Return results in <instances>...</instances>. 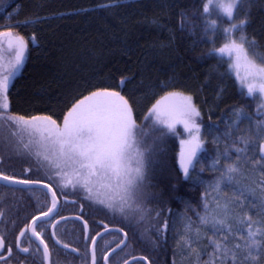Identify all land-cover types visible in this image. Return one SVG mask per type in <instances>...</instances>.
<instances>
[{
	"label": "snow or ice",
	"instance_id": "snow-or-ice-1",
	"mask_svg": "<svg viewBox=\"0 0 264 264\" xmlns=\"http://www.w3.org/2000/svg\"><path fill=\"white\" fill-rule=\"evenodd\" d=\"M0 5L7 6L6 0H0ZM95 7L115 10L121 3L107 0ZM251 7V0H206L181 10V27L192 33L201 19L207 21L204 33L212 46L200 59L227 64L224 74H234L235 81L246 89L245 95L256 97L262 118L256 119L245 104H238L229 115L231 123H225L221 133L218 129L224 122L213 120L211 114L205 120L193 95L181 91L180 85L166 76L150 85L155 102L147 108L144 121L155 133L151 142L144 125L138 122L142 105L135 96L143 81L138 83L137 77L143 76L142 69L157 59L163 48L170 47L171 38L167 43L145 47L139 37L133 40L127 17L120 18L123 27L119 29L106 21L103 28L110 40L119 39L121 54L129 60L137 56L136 71L121 74L114 84H89L81 92L67 77L83 66V62L76 63L82 54L67 51L62 57L63 74L56 77L65 91L59 93V99L50 97L57 106L49 104L37 109L36 114L21 115L10 111L11 88L30 52V43L40 42L37 32L50 20L88 13L89 9L34 15L0 30V181L9 189L23 186L20 191L44 193L42 201L37 197L38 205L0 206V223H11L15 229L12 240L8 231H0V264H30L29 256L39 257V264H61L53 258L55 246L80 254L81 264H155L148 255L137 257L128 251L132 242L129 233L157 248L163 247L169 232H176L180 225L179 264H184V252L188 264L193 260L195 264H264V56L256 55V48L264 44V25L259 40L256 34L248 33ZM221 14L227 21L220 19ZM217 25L219 31L208 33V28L216 29ZM28 26L33 27L29 38L16 31ZM199 39L203 41L204 37ZM245 120L246 134L236 135ZM170 134L181 137L179 168L174 177L177 184L182 174L184 180L198 182L205 189L202 204L194 206L185 201L182 211L169 206L176 185L169 184L165 193L156 190L152 179L160 160V146ZM208 137L217 146L211 165H205L198 155L206 149ZM221 141L223 149L219 147ZM13 159L23 161L21 172L5 167ZM160 163L163 165V161ZM205 172L214 175L206 179L202 175ZM210 191L215 195L210 197ZM69 203L80 209L76 220L82 221L83 253L66 243L60 232L61 224L68 220L61 215V208ZM86 206L111 217L99 220L96 227L101 230L90 226L85 218L90 215L84 212ZM107 235L112 236L111 241L104 240ZM98 237L105 244L99 248V255ZM49 239L54 241L53 247ZM176 255L174 252L172 264H178Z\"/></svg>",
	"mask_w": 264,
	"mask_h": 264
},
{
	"label": "trees",
	"instance_id": "trees-1",
	"mask_svg": "<svg viewBox=\"0 0 264 264\" xmlns=\"http://www.w3.org/2000/svg\"><path fill=\"white\" fill-rule=\"evenodd\" d=\"M106 2L107 0H6L7 6L0 5V30H3L5 25H15L18 21L34 15H50L52 12L70 13L72 9L77 8L89 9L88 13L50 20L43 25L42 31L37 32L40 42L30 43V52L24 66L13 81L14 87L11 88L10 95L11 112L31 115L36 114L37 109H43L49 104L53 107L57 106L55 99H59V93L65 89L61 87V81L56 77L63 74L62 57L67 51L82 54L76 63L83 62V66L79 70L71 71L67 77V81L73 82V88H78L81 92L89 84L104 86L114 84L119 80L121 74L130 75L131 72H135L137 56L133 55L129 60L127 56L122 55L119 50V39L110 40L103 28L106 21L117 29L123 27L122 24H119V20L123 16L128 18V27L133 40L139 37V43L145 47L167 43L171 38L170 47L163 48L161 55L142 69L143 76L137 77L138 83L143 81L141 90L135 96L138 104L142 105V109L139 110L141 114L138 122L144 125V133L149 142L155 135L149 122L144 121L147 108L155 102V99L152 98L154 89L150 85L157 79L164 80L166 76L179 84L181 91L190 92L193 95L194 102L201 107L205 120L211 114L213 120L224 122L218 129L221 133L224 132L225 123H231L229 115L233 111V107L238 104H245L248 111L255 114L256 119L262 118V114L257 111L256 97L245 95L246 89L238 85L234 74H224L228 67L227 64L218 65L216 60L202 61L200 59L202 54L212 46L207 42V35L204 33L207 21L201 19L200 25L192 33L187 28L181 27V10L191 9L193 4L202 5L206 0H120L121 8L119 9L103 10L95 7L99 3ZM251 3L252 7L249 10L251 24L247 31L249 34H256L259 40V30L264 25V6H262V0H251ZM18 5L19 8H17ZM212 18L217 17L213 16ZM220 19L227 21V17H223L222 14ZM154 20L158 23H153ZM224 26L226 27L227 23ZM252 29H256L257 32L253 33ZM214 30L219 31V25L216 29L208 28V33ZM16 31L29 38L33 27H19ZM120 35L123 36V33L121 32ZM201 36L204 37L203 41L199 39ZM220 42H222V37L218 40L217 46ZM138 51L140 50L138 49ZM88 53L93 55L89 56ZM256 55L264 56V44L256 48ZM50 97L55 99H50ZM247 125L248 121L245 120L240 125L241 131L236 135L246 134ZM211 139V137L207 138L206 149L198 154L205 165H211L212 157L217 150V146L211 143ZM160 147V160L154 168L152 177L157 185L156 190L166 193L169 184L176 185V192L171 196L169 206L178 211L183 210L185 201L194 206L202 204L204 186L198 182L184 180L182 174L179 184L174 178L175 169L179 168L177 136L170 134ZM219 147L221 149L225 147L223 141L220 142ZM173 158H175V168H173ZM160 161H163V165ZM202 175L207 179L214 173L205 172ZM74 212L80 214L77 205H63L61 208V213ZM84 212L90 213V215H85V218L96 230H99L96 225L100 219L111 218L110 216L106 217L103 211L90 209L87 206ZM189 216L194 222L196 221V217L191 212ZM66 223L71 224L72 221ZM180 226L176 232H169L167 242L163 247L157 248H153L142 237L137 239L132 237V233H129L132 242L129 244L128 251L133 255H148L155 261V264H172L175 252L178 262L179 254H181L180 248L177 247ZM68 229L69 233L66 238L83 253L85 244L80 239L81 225ZM104 240L111 241L112 236L107 235ZM104 240H98V247H105ZM110 246L113 247L114 244ZM59 250L54 253L53 258H58L61 264H81L82 256L80 254L60 248ZM208 251L210 252L211 249L209 248ZM57 253H59L58 257ZM203 259L207 260L208 256L204 255ZM35 264H39V262H35Z\"/></svg>",
	"mask_w": 264,
	"mask_h": 264
},
{
	"label": "flooded vegetation",
	"instance_id": "flooded-vegetation-1",
	"mask_svg": "<svg viewBox=\"0 0 264 264\" xmlns=\"http://www.w3.org/2000/svg\"><path fill=\"white\" fill-rule=\"evenodd\" d=\"M20 188L21 187H18L17 189L13 190V189L6 188L4 186V184L0 183V206L5 205V204H9V205H17L18 204V205H20L22 207L25 203H28V202H30L31 205H38L37 197H39L41 201L44 198V194L41 191H39V190H37L35 192V195H33L31 192H28V191H20L19 190ZM61 202L63 204V201H61ZM71 205H73V204L69 203L66 206H71ZM70 214L79 215L78 212L61 213V215H63V216L64 215H70ZM67 221H72V223L71 224H68L66 222L62 223L61 226H60V232L62 234L63 240L66 243H70V241H68V239L66 238L67 237L66 235L69 233V229L68 228L69 227H76L78 225H82V223H81V221H78L76 219H69ZM99 230H101V229H99ZM0 231H8L9 232L8 239L12 240V238H13L12 232H14L15 229H13L11 223H8V224L0 223ZM49 232H50V230H49ZM47 235H48V233H46V236ZM49 245H50V247H53L54 241L49 239ZM72 246L77 248L75 245H72ZM89 246L90 245H88V248H89ZM59 248L62 249L59 246H55L54 253L55 252H59L60 251ZM99 248H102V247H98V255L100 254L99 253ZM62 250H65V249H62ZM66 251H68V250H66ZM135 256H142V255L136 254ZM23 258L24 257L21 256V259H23ZM33 260L35 262H39V257H35L34 258V257L29 256V262H32ZM89 260H90V255H89Z\"/></svg>",
	"mask_w": 264,
	"mask_h": 264
},
{
	"label": "rangeland",
	"instance_id": "rangeland-1",
	"mask_svg": "<svg viewBox=\"0 0 264 264\" xmlns=\"http://www.w3.org/2000/svg\"><path fill=\"white\" fill-rule=\"evenodd\" d=\"M34 43H36V42H34ZM6 58H7V54H6ZM19 72V71H18ZM17 72V73H18ZM238 82V81H237ZM238 85H239V82H238ZM245 89V88H244ZM178 128L181 130V131H183V129H182V126H178ZM178 138V142H179V149H178V164H179V154H180V139H181V137H177ZM23 166H25L24 165V163H23V161L22 160H19V159H13V161L11 162V165L9 166V165H5V167H8L9 168V171H11V170H15V171H17V172H21L22 171V168H23ZM225 191H227V189H225ZM215 195V193L214 192H212V191H210L209 192V196L211 197V196H214ZM195 227V226H194ZM180 228H182V225L180 226ZM211 233H209V235H210ZM179 240H180V235H179ZM178 240V241H179ZM180 251H181V249H180ZM180 259H181V254H179V258H178V262L180 261ZM183 259H184V264H188V254H187V252H184L183 253ZM192 264H195V261L193 260L192 261Z\"/></svg>",
	"mask_w": 264,
	"mask_h": 264
},
{
	"label": "water",
	"instance_id": "water-1",
	"mask_svg": "<svg viewBox=\"0 0 264 264\" xmlns=\"http://www.w3.org/2000/svg\"><path fill=\"white\" fill-rule=\"evenodd\" d=\"M0 183H1V184H4V182H2V181H0ZM18 187H21V188H22L23 186H18ZM64 216L68 217V220H69V219H76V217H77L78 215L70 214V215H64ZM81 223H82V221H81ZM97 239L99 240L100 238L98 237ZM59 247H61V246H59ZM113 247H115V246H113ZM61 248H62V247H61ZM72 248H75V247L72 246ZM66 250L72 252V249H66ZM89 251H90V246H89ZM72 253H73V252H72ZM137 257H139V256H137Z\"/></svg>",
	"mask_w": 264,
	"mask_h": 264
}]
</instances>
